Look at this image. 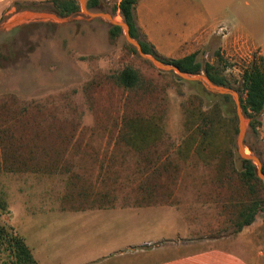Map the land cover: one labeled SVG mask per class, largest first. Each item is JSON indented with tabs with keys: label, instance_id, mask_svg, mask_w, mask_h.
<instances>
[{
	"label": "rangeland",
	"instance_id": "374dc122",
	"mask_svg": "<svg viewBox=\"0 0 264 264\" xmlns=\"http://www.w3.org/2000/svg\"><path fill=\"white\" fill-rule=\"evenodd\" d=\"M42 1L0 0V223L18 229L20 225L28 226L30 212L45 211L49 208L47 206L69 208L111 203L112 200H105L97 194L109 190L107 186L114 179L122 182V191L125 192L163 158L182 153V150H172L177 144L182 149L190 137L201 136L203 144L211 141L229 150L213 152L215 160L203 165L193 158L196 155L188 158V162L177 159L178 167L174 173L194 176L199 168L207 177L223 178L217 189V208L206 209L202 217L195 216L209 228L216 225L221 231H230L224 235L239 231V211L250 197L244 196V189L237 188V177L243 170L242 158L236 149L237 114L236 118L218 114L211 106L213 101L202 91V87L205 88L202 81H187L173 71L158 68L140 55L127 40L124 30L118 37L111 38L112 25L103 14H110L114 21L123 22L120 11L116 10L120 0H100L97 7H86V12L80 6L79 11L61 16V22L21 23L23 20L15 26L8 25L25 13H57L24 8ZM84 1L87 4L88 0ZM144 2L164 24L170 14H178V5L169 3V0ZM191 6L187 5V12H193ZM200 60L217 65L230 79L231 89L240 98H245L246 94L237 90H241V76L250 65L248 58L222 55L215 36L207 47L200 50ZM126 67L132 68L139 77L133 88H124L117 81ZM200 74L207 76L204 71ZM234 79L238 82H233ZM218 103L223 106L226 101ZM136 105L146 108L142 114L158 117L161 137L152 132L145 141L127 138L128 131L134 133L137 129L132 126L129 129L124 120L135 116V110H131ZM204 111L216 116L213 141L203 139L206 130L202 124ZM244 118L247 128L245 149L249 154L257 155L263 167L264 140L258 127L249 126L251 118L245 114ZM35 148L36 157L32 162L27 158L28 152ZM12 152L19 155L17 160H24L28 166L31 164V168L28 171L5 170L4 165L6 167L13 159ZM211 184L215 185L213 182L207 185ZM74 191L81 192V195L86 191L87 196L72 200ZM63 194V200H59ZM261 196L264 198L262 189L258 198ZM216 210L221 212L218 216ZM55 219L60 227L50 236L48 242L52 248L45 249V257L48 264H52V257L68 263L65 244L69 236L84 231L73 230V224L69 220L65 224L63 217ZM255 223H262L256 232L259 241L254 244L256 250L260 246V264H264V211L258 213ZM37 239L34 237L35 241ZM186 243L188 241L170 242V248L177 250ZM36 246L42 248L43 243L38 241ZM144 247L158 248L154 244ZM130 251L131 248L126 249V254ZM139 258L129 264L140 262Z\"/></svg>",
	"mask_w": 264,
	"mask_h": 264
},
{
	"label": "crops",
	"instance_id": "0c3cea01",
	"mask_svg": "<svg viewBox=\"0 0 264 264\" xmlns=\"http://www.w3.org/2000/svg\"><path fill=\"white\" fill-rule=\"evenodd\" d=\"M171 2L178 5L179 10L178 14H170L167 24L144 0H137L136 4L138 25L160 55L182 58L207 47L217 36L220 53L226 57L239 55L248 58L250 63L254 56L264 57V0H169ZM188 4L192 5L193 12L186 11ZM261 121L258 130L264 140V112ZM201 138L190 137L182 149L177 144L172 150H182V153L163 158L125 192L122 182L114 179L107 186L109 190L97 194L112 200L111 203L69 208L47 206L51 209L30 212L28 226L19 223L16 232L24 238L37 264H48L45 249L51 247L48 240L60 227L55 222L59 217H63L65 224L69 220L73 230L84 233L69 236L65 244L68 263L52 257V264H129L137 257L140 262L130 264H260V246L256 250L254 242L259 241L256 232L262 223L254 221L236 233L224 235L230 231H221L216 225L209 228L195 216L202 217L206 209L217 208V189L223 178L207 177L199 168L194 176L174 173L177 159L188 162V158L196 155L193 158L203 165L215 160L213 152L229 150L226 146L203 144ZM212 182L214 186L207 185ZM64 195L59 200H63ZM73 195L72 200H75L82 195L86 198L87 193L81 195L74 191ZM214 212L217 216L221 213L220 210ZM29 226L31 228H27ZM232 227L234 230V225ZM38 241L43 243L42 248H37ZM177 241L188 243L177 250L170 248V242ZM152 244L158 248L144 247ZM128 248L132 251L126 254Z\"/></svg>",
	"mask_w": 264,
	"mask_h": 264
},
{
	"label": "trees",
	"instance_id": "16d2710c",
	"mask_svg": "<svg viewBox=\"0 0 264 264\" xmlns=\"http://www.w3.org/2000/svg\"><path fill=\"white\" fill-rule=\"evenodd\" d=\"M100 4V0H88L87 7H97ZM136 4L137 0H120L116 10L120 11L123 20L129 25L130 35L141 45L142 50L146 54L153 55L159 60L166 64L178 66L183 72L189 74H196L204 71L209 79L216 85L224 86L227 88H233L230 79L223 74V71L217 68V65L211 64L209 62L203 63L200 60V51H196L182 58H167L160 55L155 47L147 40L146 35L142 33L140 26L138 25L136 18ZM24 8L32 10H52L57 12L60 16H67L71 13L80 10V4L78 0H44L42 2H35ZM123 32L122 27L118 25H113L110 27V37L116 38ZM130 47L135 51V49L130 45ZM117 81L120 86L124 88H133L137 85L139 77L137 73L130 67L124 68L117 77ZM233 82H238L236 79ZM197 83V82H194ZM202 91L207 95L208 99L213 101L211 106L213 110L215 109L218 114L227 115L236 118L235 104L230 95H217L207 91L202 87ZM238 92H244L246 94L245 98H240L243 113L246 117L251 118L249 126L253 129H257L262 125L261 117L264 112V57L254 56L252 62L243 71L241 76V90ZM218 101H226L223 106L218 103ZM139 104V102L137 103ZM5 107V105H4ZM141 106L134 107L131 111L136 112L131 118L124 120V125L135 127L139 131H134L130 133L128 131V139H141L145 141L148 139L152 132L158 134L159 137L162 136L161 127L156 120V116L144 115L143 112L146 108ZM145 109V110H144ZM125 117V116H124ZM126 118V117H125ZM216 121V116L211 112H202V124L206 126V130L203 131V139H212L216 133V128L214 122ZM143 129V130H142ZM133 131V130H132ZM236 131H238L236 129ZM208 139V140H209ZM211 143V141H209ZM12 152V161L6 167L7 171H28L31 168V164L28 166L24 160H17L19 155ZM231 154V151H230ZM30 161L36 157V148L31 149L28 152ZM243 170L239 174L238 187L244 190L243 194L245 197H250L249 201L241 206V210L238 215L237 226L238 229H242L244 226L252 224L258 213L264 211V198H258L260 189L264 190V184L262 180L256 175L255 169L256 164L251 160L242 159ZM148 167H144L147 169ZM264 173V166L262 167ZM227 175H229L227 173ZM226 180V179H225ZM231 182V180H229ZM236 184V181H235ZM0 264H37L33 253L24 238L20 236L13 227H8L5 224L0 223Z\"/></svg>",
	"mask_w": 264,
	"mask_h": 264
},
{
	"label": "water",
	"instance_id": "95a60500",
	"mask_svg": "<svg viewBox=\"0 0 264 264\" xmlns=\"http://www.w3.org/2000/svg\"><path fill=\"white\" fill-rule=\"evenodd\" d=\"M81 8L86 12V7L87 4L84 0H78ZM103 16L109 18L111 25H118L120 27H122V29L125 31V35L127 40L136 47V49L138 50V52L140 53V55L145 58L148 59L149 61H151L155 66H157L158 68L165 70V71H173L175 72L180 78L187 80V81H202L203 85L205 86V88L217 95H230L234 101L235 104V111L239 120V133H238V137H237V153L239 154V156L242 159H248L251 160L253 163L256 164V175L262 180L263 184H264V173L262 171V164L260 162V159L257 155L251 153V154H246L245 153V144H244V139H245V135H246V121L244 118V113L242 110V106H241V100H240V96L239 94L231 89V88H227L224 86H219L214 84L208 76H201L200 72L196 73V74H189V73H185L183 72L178 66L175 65H170V64H166L163 61L159 60L157 57L150 55V54H146L143 50L141 45L130 35V29H129V25L123 21V22H116L112 19L110 14H103ZM92 17V15H91ZM19 20V21H18ZM25 20V21H23ZM40 20H52V21H57V22H61L63 19L60 15H58L57 13H54L52 15L48 14V15H44V14H37L35 12L33 13H25L23 15H20L18 17L15 18L14 21L10 22L11 26H15L17 24H20V21H23L21 23H29V22H33V21H40ZM7 25V26H8Z\"/></svg>",
	"mask_w": 264,
	"mask_h": 264
},
{
	"label": "bare ground",
	"instance_id": "6f19581e",
	"mask_svg": "<svg viewBox=\"0 0 264 264\" xmlns=\"http://www.w3.org/2000/svg\"><path fill=\"white\" fill-rule=\"evenodd\" d=\"M245 153H246V154H249V150L245 149Z\"/></svg>",
	"mask_w": 264,
	"mask_h": 264
}]
</instances>
